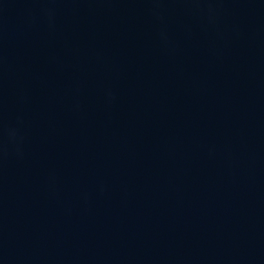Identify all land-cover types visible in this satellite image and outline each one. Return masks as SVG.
I'll use <instances>...</instances> for the list:
<instances>
[{"label":"water","instance_id":"water-1","mask_svg":"<svg viewBox=\"0 0 264 264\" xmlns=\"http://www.w3.org/2000/svg\"><path fill=\"white\" fill-rule=\"evenodd\" d=\"M0 264H264V0H0Z\"/></svg>","mask_w":264,"mask_h":264}]
</instances>
